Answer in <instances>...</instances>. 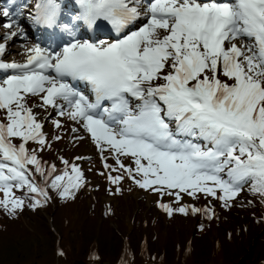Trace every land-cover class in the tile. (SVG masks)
Segmentation results:
<instances>
[{
    "label": "snow or ice",
    "instance_id": "6c2138e0",
    "mask_svg": "<svg viewBox=\"0 0 264 264\" xmlns=\"http://www.w3.org/2000/svg\"><path fill=\"white\" fill-rule=\"evenodd\" d=\"M77 3L74 21L88 28L107 21L120 35L99 44L73 38L60 51L35 44L24 63L0 62V69L15 70L0 79L6 121L0 122V206L14 215L24 205L20 197L9 198L13 188L48 198L27 167L35 165L45 175L36 152L26 147L28 141L46 144L43 125L28 107L30 97L81 123L102 153L107 146L114 154L120 168H125L120 158L131 157L135 169L125 171L141 188L175 189L168 194L177 199L181 192H202L227 203L251 181L250 190L264 197V0ZM59 12L56 0H38L32 19L52 27ZM2 15L15 13L4 7ZM134 22L137 30L125 34ZM15 25L12 20L4 26ZM62 27L72 32L68 24ZM21 32L18 28L6 38ZM70 81L84 82L94 98ZM63 163V175H55L50 187L68 198L82 186L83 174L76 164ZM56 171L52 165L46 180ZM108 178L118 183L123 177ZM40 203L36 199L31 207ZM160 207L171 215L169 205ZM175 210L184 213L188 206Z\"/></svg>",
    "mask_w": 264,
    "mask_h": 264
},
{
    "label": "trees",
    "instance_id": "16d2710c",
    "mask_svg": "<svg viewBox=\"0 0 264 264\" xmlns=\"http://www.w3.org/2000/svg\"><path fill=\"white\" fill-rule=\"evenodd\" d=\"M0 112L3 110L0 109ZM62 140L63 138H60L57 141V146ZM47 148L44 145L41 149V156L46 160L52 155L46 150ZM50 148L54 150L53 145ZM29 150L36 152V147H31ZM60 157L62 156L58 158ZM128 183L129 180H125L122 184ZM245 185L248 194L253 198L251 203L242 200L241 195L239 198L236 195L228 199L227 203L214 197L213 208L205 205V208L194 214L189 208L182 213L175 210L179 208L178 206H173L171 215L165 209L158 212L163 216L161 220L154 217L156 214L151 210L149 213L152 218L131 216L130 221L134 229L129 233L125 232L122 221L118 222L120 212L114 208L102 209L103 204L98 202H87L94 208L99 205L100 211L107 210V215L103 217L119 223L118 230L110 224H105L106 230L100 229L97 232L89 230L91 234L96 233L97 237L86 236L88 229L83 231L85 229L68 227L69 219L76 220L78 215L74 213H70L72 217L66 215L67 220L61 221L65 228L61 229L63 235L67 234L65 245L68 255L59 249L56 262L52 258L50 260L39 258L40 253L45 254L43 252L49 238H52L54 232L51 229L56 230V221H59V218L57 215L55 218V212L59 211V205L89 207L79 198L85 194L81 189H75L73 196L62 198L57 190L50 188V191H55L56 194L52 195L49 201L38 193H30L27 188H13L9 198L20 197L24 200V205L17 208L14 215L0 206V235L7 237L8 234L2 233H8L9 225L20 224L23 217L32 218L33 228L39 231H26L7 237L6 239L11 240L4 251L0 250V264H104L106 261L107 264H264V197L250 190L251 181ZM3 199L4 192L0 190V200ZM36 199L41 200V203L31 207ZM233 199L241 207L240 214L232 212L235 203ZM128 201L131 202L124 200L125 204ZM200 204H206V201H198L197 205ZM42 213L50 215L49 223L43 218ZM248 213L259 218L258 226L237 234L234 230L235 226L248 224L245 222L250 220ZM85 214L96 221L97 213L93 210ZM101 232L105 236L100 235ZM99 236L100 240H98ZM32 240L35 241L32 243ZM30 245L32 247H29Z\"/></svg>",
    "mask_w": 264,
    "mask_h": 264
},
{
    "label": "rangeland",
    "instance_id": "374dc122",
    "mask_svg": "<svg viewBox=\"0 0 264 264\" xmlns=\"http://www.w3.org/2000/svg\"><path fill=\"white\" fill-rule=\"evenodd\" d=\"M20 36L21 38H23L26 36V34L23 35L22 33V35ZM15 43H19V41L14 42V44ZM14 48L16 47L14 46ZM6 58L7 56L4 57V59ZM16 59L22 60L23 56L16 57ZM41 103L42 101L38 97L36 98L30 97L27 100L28 107L32 108L33 113L36 116L37 120L43 125L42 132L44 133V137L46 140L45 145L48 147L46 150H48L52 155L49 157L48 160H46L44 157L42 158L41 156L42 147L35 141H28L26 147L28 148V150L31 147H36V154L41 162L42 168L44 169L45 175L42 176L39 172H36L35 165H28L27 166L28 172L31 174V177L35 180V183L44 187V191H47L48 193L47 199L50 201V199H52V195L56 194L55 191H50L51 179H54L55 175H63V172L65 170V165L63 163V160H67L69 162V165L76 164L80 168L83 174V183L79 189H81L85 194V196L79 198L84 200L85 204L88 205L89 207L86 208L85 206L75 207L74 205L71 206L59 205V211L55 212V218L56 215L59 218V221H56V225H57V227H55L56 230L51 229L52 232H54L52 238L51 237L49 238L48 245L45 248V252H43L45 254L40 253L41 256L39 258H44L47 260H50L52 258V260L56 262L58 258L57 254H59V249H62L68 255V249L66 248L65 245V239L67 234L63 235L61 228H65V227L62 226L61 221H63L64 219L67 220L66 215L72 217V214L70 213L77 214L78 217L76 220L70 218L69 219L70 225L68 227L69 228L77 227V229L79 228L85 229L83 231H86L88 229V232H86V236H90V235L96 236V233L91 234L89 230H93V231L96 230V232L97 230L100 229L106 230L107 227L104 226L105 224H110L111 227H114V229L117 228L118 230V226L120 225L119 223L114 222L112 220L109 221L108 218L103 217V215H107L106 214L107 210L100 211L101 208L99 209V205H97L96 208H94L93 205L88 204L91 202H96V203L98 202L100 204H103L102 209L114 208L116 211L120 212V216H119L120 221L118 222L122 221L126 233H129L134 229L131 224L132 222L130 221L132 219L131 218L132 215H140L142 218L144 217L152 218V215L149 213V211L152 210L156 214L154 217L161 220L163 216L162 214L158 213L160 210L162 211L164 209L160 207L161 204L169 205L171 208L173 206H178V207L188 206L189 211L191 213H193L191 211L192 207H195L197 209H202L205 208V205H208L211 208H213L214 205L213 198L216 196L207 195L202 192L196 193L194 196H189L187 193L181 192L179 199H177L175 194L172 195L168 194L169 191H171L172 193L178 191L175 189L165 190L164 193H161L159 191H153L152 188L139 187L135 183V180L131 178L128 175V173L125 171V168H132L133 170L135 169V164L132 161L131 157L122 156L120 159L121 162L124 164L125 168H120L119 165H117L116 163L114 154L111 151L107 150V146H105L106 150L102 153L100 148L97 146L96 142L93 140L91 134L88 133L82 127L81 123L72 121L67 116L59 115V110L53 108L52 106L40 107L39 105ZM64 107L67 108V105L65 104ZM55 121H59L60 124L59 127L56 126V124L54 123ZM0 122H6L4 120V110L3 112H0ZM73 129H75V131H73ZM55 137L63 138L62 142L58 146H57V141H59V139H55ZM12 142L18 144L21 141L19 138H12ZM200 142L203 143V141ZM52 145L54 150L50 148ZM59 156L62 157L58 158ZM105 164L110 165L111 167L106 168ZM52 165H55L58 171L52 177L47 178L46 180L48 169ZM112 169H116V170L113 171ZM67 171L71 174L70 167L67 168ZM109 175L121 176L123 178L119 180L118 183H113L112 181L109 180L108 178ZM133 175L134 176L136 175L135 171H133ZM64 179L66 181L67 177H65ZM136 179H140V177L136 176ZM125 180H129V183L123 185L122 183ZM246 187L247 186L244 184L241 191L237 195L238 198L239 195H241L242 200L251 203L253 201V198H251V196L248 194ZM216 192H217V196L220 195L219 189H216ZM124 200L125 201L131 200V202L128 201L127 204H125ZM201 200H205L206 204H200L198 206L197 202ZM235 201L236 200L233 199V202ZM90 210H93L94 212L97 213L96 221L91 220L85 214V212H89ZM232 212L234 214H240L241 207L238 205V202H235L233 204ZM42 215L45 220L47 219V222L48 220H51L49 218L50 215L48 213L45 214L42 213ZM248 216L250 217V220L245 221L248 224L235 226L234 230L236 231L237 234L245 233L248 231L250 227L258 226L259 218H257L256 216L250 213H248ZM73 218H75V215ZM103 221L108 223H102ZM190 225H192V223ZM33 227H34L33 219L23 217L21 219L20 224L15 223L9 225L8 233H2V234H8L7 237H11L15 234L25 233L26 231H34V232L39 231V229ZM147 232L148 231L146 230V233ZM100 235L105 236L102 232L100 233ZM7 237L0 235L1 251H4V248L7 247L9 244V240H11V239H6ZM100 239L101 237L99 236L98 240ZM34 241L35 240H32V243ZM31 245L29 247H32ZM124 259L125 258H122V260ZM104 264H107V261L104 262Z\"/></svg>",
    "mask_w": 264,
    "mask_h": 264
},
{
    "label": "bare ground",
    "instance_id": "6f19581e",
    "mask_svg": "<svg viewBox=\"0 0 264 264\" xmlns=\"http://www.w3.org/2000/svg\"><path fill=\"white\" fill-rule=\"evenodd\" d=\"M23 1L24 0H17L16 4L19 2L23 3ZM145 3H146V0H141V6H143ZM21 5L24 6L23 4H21ZM2 9H3V7H0V39L3 41V43L8 45V47H7L8 51L6 50L4 53V55L6 54L7 58L4 59L3 63H13V62L24 63L26 61V57H27V49L32 47L33 45H35V43H34L35 40L33 38V35L29 32V31H31V29L29 28V26L27 24V22L29 21V18H28L29 16L27 14H24L23 16H19V17H16V15H13L12 19L14 21H16V25L13 28L9 29V28H6L4 26L6 23H2L4 20V18L1 16L2 15ZM22 10L25 12L28 11V9L25 7ZM11 13H14V12H11ZM141 19H143V17H141ZM7 23H9V22H7ZM135 25H137V24L134 23V28H135ZM21 26L23 27L22 28L23 30L25 29V31L22 30L21 34L16 35V36H11L10 39L6 38V36H10V34L12 32H16L18 28L20 29ZM22 33H23V35L26 34V36L23 38H21V36H20V35H22ZM38 37H40L42 40H45V38L42 36H38ZM65 39H66V36L64 34H61L60 36H57L54 38H51V44L53 45V48H56L57 46H59L61 44V42L64 41ZM16 41H19V43L14 44V42H16ZM14 46L16 48H14ZM41 47H44V46H41ZM44 48H46V47H44ZM21 56H23L22 60L16 59V57H21ZM8 70L15 71V70H11V69H8Z\"/></svg>",
    "mask_w": 264,
    "mask_h": 264
}]
</instances>
